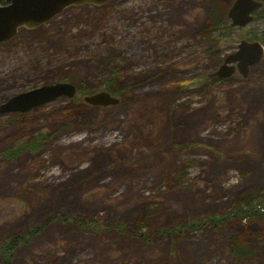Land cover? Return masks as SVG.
I'll list each match as a JSON object with an SVG mask.
<instances>
[{
	"label": "rangeland",
	"instance_id": "374dc122",
	"mask_svg": "<svg viewBox=\"0 0 264 264\" xmlns=\"http://www.w3.org/2000/svg\"><path fill=\"white\" fill-rule=\"evenodd\" d=\"M233 1L69 7L0 44V104L57 82L120 90L116 106H87L76 90L0 115V245L69 220L50 221L8 264H264L262 217L248 238L245 219L180 229L264 188V55L245 78L210 76L241 39L254 34L264 49V5L247 26L209 33ZM37 137L39 150L24 151ZM234 236L246 257L230 254Z\"/></svg>",
	"mask_w": 264,
	"mask_h": 264
},
{
	"label": "water",
	"instance_id": "95a60500",
	"mask_svg": "<svg viewBox=\"0 0 264 264\" xmlns=\"http://www.w3.org/2000/svg\"><path fill=\"white\" fill-rule=\"evenodd\" d=\"M110 0H0V44L10 41L19 28L30 30L47 23L69 7H101ZM258 0H234L226 11L230 28H243L253 21V14L261 10ZM264 49L258 41L241 39L234 52L226 55L211 77L224 81L237 73L245 78L248 69L259 63ZM77 88L67 82L46 84L15 94L0 104V115L26 113L58 98L72 99ZM83 104L105 108L116 106L119 100L101 90L82 97Z\"/></svg>",
	"mask_w": 264,
	"mask_h": 264
},
{
	"label": "trees",
	"instance_id": "16d2710c",
	"mask_svg": "<svg viewBox=\"0 0 264 264\" xmlns=\"http://www.w3.org/2000/svg\"><path fill=\"white\" fill-rule=\"evenodd\" d=\"M213 10V5L209 7L208 9V16ZM256 19V18H255ZM228 20L226 19V12L225 14H219L218 18L211 24L209 33H211L214 28L217 25L225 24ZM229 25V21H228ZM208 32V31H206ZM208 35V34H207ZM206 36V35H205ZM253 41H258V38L252 35ZM212 80V79H211ZM214 81L216 79H213ZM105 91L108 92L111 96L116 97L119 95L120 90L116 87H113L111 82H105ZM112 86V87H111ZM78 92L90 94L88 90L85 88H78ZM42 144V139L39 137L33 139L31 142L27 143L25 146H23V150L27 151L28 153H34L39 150ZM262 217L264 218V188L261 192L252 191L245 196L239 198L238 200H235L233 202V205L230 209V211L222 216H214V217H207L202 220H196L186 223L184 226H180V229H183L185 231H194L199 230L205 226L210 227H225L229 220H243L245 219L247 223L244 224V226L241 228L243 230V234L246 238L249 236L253 237V234L249 232V227L253 224V219ZM231 218V219H230ZM83 220V219H82ZM50 221H55L57 223L67 224L69 220L64 216H56L52 219H48L46 222L37 225L33 228H30L26 230L24 233H19L14 236H11L4 241L0 245V264H8L10 258L13 256L16 249L22 245L30 243L46 226ZM255 224V223H254ZM76 225L80 227H87L88 224H86L84 221H79ZM136 227L139 228V230L146 229V223L144 221H140L136 224ZM260 229H254L253 232H256ZM167 231V233H172L174 231L173 229L170 230H164L162 233ZM166 235V234H164ZM230 244V254L235 258H241L246 257L248 255L247 248L240 249V247L237 246V237H231L229 239Z\"/></svg>",
	"mask_w": 264,
	"mask_h": 264
},
{
	"label": "bare ground",
	"instance_id": "6f19581e",
	"mask_svg": "<svg viewBox=\"0 0 264 264\" xmlns=\"http://www.w3.org/2000/svg\"><path fill=\"white\" fill-rule=\"evenodd\" d=\"M263 5H264V3H263ZM254 14H255V13H254ZM255 16H256V14H255ZM255 18H256V17H255ZM255 18H254V15H253V19H255ZM34 110H35V109H34Z\"/></svg>",
	"mask_w": 264,
	"mask_h": 264
},
{
	"label": "flooded vegetation",
	"instance_id": "af4514ba",
	"mask_svg": "<svg viewBox=\"0 0 264 264\" xmlns=\"http://www.w3.org/2000/svg\"><path fill=\"white\" fill-rule=\"evenodd\" d=\"M3 5V3H0V6H2ZM254 15V14H253ZM15 114V113H14Z\"/></svg>",
	"mask_w": 264,
	"mask_h": 264
}]
</instances>
